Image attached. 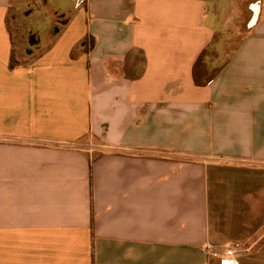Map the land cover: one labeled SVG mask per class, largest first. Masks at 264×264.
<instances>
[{
  "label": "crops",
  "instance_id": "obj_1",
  "mask_svg": "<svg viewBox=\"0 0 264 264\" xmlns=\"http://www.w3.org/2000/svg\"><path fill=\"white\" fill-rule=\"evenodd\" d=\"M0 0V264H264V0H73L13 57ZM64 15V14H62Z\"/></svg>",
  "mask_w": 264,
  "mask_h": 264
},
{
  "label": "rangeland",
  "instance_id": "obj_2",
  "mask_svg": "<svg viewBox=\"0 0 264 264\" xmlns=\"http://www.w3.org/2000/svg\"><path fill=\"white\" fill-rule=\"evenodd\" d=\"M73 5V0H33L26 3L21 1L19 5H14L8 20L12 33V57L21 61L29 60L44 49L61 30ZM31 36H34V39L30 45Z\"/></svg>",
  "mask_w": 264,
  "mask_h": 264
},
{
  "label": "built area",
  "instance_id": "obj_3",
  "mask_svg": "<svg viewBox=\"0 0 264 264\" xmlns=\"http://www.w3.org/2000/svg\"><path fill=\"white\" fill-rule=\"evenodd\" d=\"M253 245L249 243L227 242L220 249L208 246L210 254L217 257L219 264H238V259L252 251Z\"/></svg>",
  "mask_w": 264,
  "mask_h": 264
},
{
  "label": "trees",
  "instance_id": "obj_4",
  "mask_svg": "<svg viewBox=\"0 0 264 264\" xmlns=\"http://www.w3.org/2000/svg\"><path fill=\"white\" fill-rule=\"evenodd\" d=\"M10 67H14V60H13V57H12V59H11Z\"/></svg>",
  "mask_w": 264,
  "mask_h": 264
},
{
  "label": "water",
  "instance_id": "obj_5",
  "mask_svg": "<svg viewBox=\"0 0 264 264\" xmlns=\"http://www.w3.org/2000/svg\"><path fill=\"white\" fill-rule=\"evenodd\" d=\"M32 39H34V36H31V41H29V42H30V43H29L30 45L33 43V42H32Z\"/></svg>",
  "mask_w": 264,
  "mask_h": 264
}]
</instances>
